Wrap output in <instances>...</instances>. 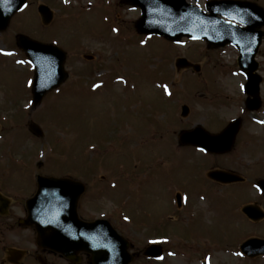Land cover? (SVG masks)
<instances>
[{
  "label": "rangeland",
  "instance_id": "374dc122",
  "mask_svg": "<svg viewBox=\"0 0 264 264\" xmlns=\"http://www.w3.org/2000/svg\"><path fill=\"white\" fill-rule=\"evenodd\" d=\"M82 1L64 7L62 0H27L0 31V189L11 200L9 214L0 216V259L3 246L13 247L25 251L28 264H39L34 230L17 222L26 215L35 176L53 174L85 184L80 216L109 220L129 241V264H264V257L250 259L239 251L246 238L264 236V220L253 223L241 212L244 203L264 209L254 184L264 179V37L255 56L259 90L248 95L234 46L144 36L133 25L138 11L125 12L120 0L111 6L109 0L92 1L80 10ZM257 2L264 8V0ZM39 3L59 16L58 28L41 25ZM17 33L56 40L67 55L64 87L35 106L32 69L15 45ZM177 57L199 64L200 71L176 70ZM160 80L171 88L167 97ZM256 97L259 107L249 110L246 101ZM183 104L189 107L186 117L179 116ZM237 116L242 123L230 152L211 156L178 147L181 129L218 131ZM32 122L42 137L30 132ZM215 167L236 171L244 185L210 181L205 173ZM175 191L186 193L183 210L175 206ZM157 236H165L159 263L144 256ZM44 258L71 264L57 254ZM77 264L89 263L83 257Z\"/></svg>",
  "mask_w": 264,
  "mask_h": 264
},
{
  "label": "water",
  "instance_id": "95a60500",
  "mask_svg": "<svg viewBox=\"0 0 264 264\" xmlns=\"http://www.w3.org/2000/svg\"><path fill=\"white\" fill-rule=\"evenodd\" d=\"M23 2L24 0H0V29L5 27L11 14L19 9ZM149 2L148 7L143 8L142 18L137 23V27L142 32L162 34L173 40L184 35L205 38L214 46L232 42L238 46L239 64L247 72L246 91L252 94L258 89L259 78L253 74L257 65L253 57L262 35V32L256 29L264 25L262 10L257 9V19L248 16L241 20L240 22L246 27L239 28L217 19L216 14H233L230 17H237L241 14L240 3L210 2L208 7L211 14L205 15L182 0H150ZM141 6L143 7L144 4ZM39 12L43 21L49 22L48 8L40 5ZM16 44L26 52L35 66L32 92L34 103H38L46 91L58 86L67 77V73L63 70L65 54L54 46L40 44L21 34L17 36ZM189 65L182 58L176 61L178 68ZM193 68L199 70L196 65ZM257 104L255 99L248 103V107L255 108ZM186 114L187 109L183 108L182 115ZM239 126L240 119H236L217 134H210L198 126L192 130L181 131L178 139L182 145H198L211 153H224L231 149ZM30 128L35 134H42L36 125H31ZM208 176L221 182L238 180L233 174L218 170L208 172ZM258 184L264 191V181L261 180ZM83 191L84 186L78 181L37 176V190L34 196L26 201L28 215L23 220V224L35 227L40 246L51 248L66 257H72L77 251H84L90 254L92 264L129 263L132 256L127 252L128 243L118 235L107 220L85 222L78 219L76 206ZM7 205L8 200L0 196L1 214L6 211ZM243 211L252 219L262 216V213L252 206L244 207ZM241 249L250 256L264 254V240L250 239L242 244ZM159 252L160 250L157 249H148L145 254L155 256Z\"/></svg>",
  "mask_w": 264,
  "mask_h": 264
},
{
  "label": "flooded vegetation",
  "instance_id": "af4514ba",
  "mask_svg": "<svg viewBox=\"0 0 264 264\" xmlns=\"http://www.w3.org/2000/svg\"><path fill=\"white\" fill-rule=\"evenodd\" d=\"M240 1H248L251 3L259 4V2H257L258 0H240ZM2 249L4 252V256L1 259V263H5V260L7 259L8 261L6 264H28V260H24V257H26V253L22 254V257L19 258L16 252L9 251L8 247L3 246ZM37 252H41V253L37 254L35 256V259L38 260L41 264H49L47 261L48 259L46 260L44 256L47 257V255L55 254L52 250L45 249V248H39V247L37 249ZM85 256L86 255H84L83 253H79L76 255V258L78 262H80L82 261V258ZM67 261L71 264H75L74 262L70 260H67Z\"/></svg>",
  "mask_w": 264,
  "mask_h": 264
}]
</instances>
